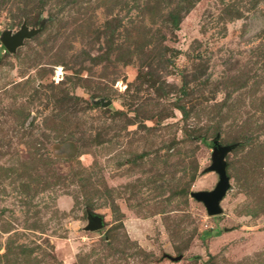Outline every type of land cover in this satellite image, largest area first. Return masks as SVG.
I'll return each instance as SVG.
<instances>
[{
    "label": "rangeland",
    "instance_id": "374dc122",
    "mask_svg": "<svg viewBox=\"0 0 264 264\" xmlns=\"http://www.w3.org/2000/svg\"><path fill=\"white\" fill-rule=\"evenodd\" d=\"M38 1L0 7V264H264V0Z\"/></svg>",
    "mask_w": 264,
    "mask_h": 264
},
{
    "label": "water",
    "instance_id": "95a60500",
    "mask_svg": "<svg viewBox=\"0 0 264 264\" xmlns=\"http://www.w3.org/2000/svg\"><path fill=\"white\" fill-rule=\"evenodd\" d=\"M44 22H40L37 28H29L25 23L21 24L19 29L11 33L10 30H5L1 33V43L8 52H14L17 47L21 46L25 39H29L36 35L43 27ZM102 106L109 104V101L100 100ZM213 152L211 164L207 167L208 171H214L218 180L211 190H196L191 191L190 196L196 201L201 202L208 215L215 216L221 212L220 201L223 199L229 189V177L226 173L225 155L231 151L236 144H219L217 139L212 140ZM103 227V218L97 213H88V222L85 226L86 230H99ZM165 257L171 260L181 259V255L176 257L164 254Z\"/></svg>",
    "mask_w": 264,
    "mask_h": 264
},
{
    "label": "trees",
    "instance_id": "16d2710c",
    "mask_svg": "<svg viewBox=\"0 0 264 264\" xmlns=\"http://www.w3.org/2000/svg\"><path fill=\"white\" fill-rule=\"evenodd\" d=\"M8 0H0V7L3 6L4 7V4H6ZM29 0H25V3H24V9L25 7L28 5V2ZM38 2L41 3V0H39ZM39 3V4H40ZM42 4V3H41ZM178 10H174V11H170L168 13V20L170 22H172L175 26L178 25V22H179V15H178ZM25 13V12H24ZM35 20L32 22L31 19H25V24L28 26V24H40V22H44L43 19H40V14H39V11L37 12V14H35ZM42 29V28H41ZM38 34V33H37ZM5 49V48H4ZM6 50V49H5ZM7 51V50H6ZM183 115V117H187L188 115V111L183 107V106H179L178 107ZM226 173L228 175V172H227V165H226ZM229 176V175H228Z\"/></svg>",
    "mask_w": 264,
    "mask_h": 264
}]
</instances>
